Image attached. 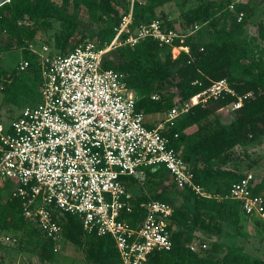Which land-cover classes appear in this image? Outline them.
Listing matches in <instances>:
<instances>
[{"label":"trees","instance_id":"obj_1","mask_svg":"<svg viewBox=\"0 0 264 264\" xmlns=\"http://www.w3.org/2000/svg\"><path fill=\"white\" fill-rule=\"evenodd\" d=\"M121 1L125 2L123 14H119L113 6L118 0H62V7L72 4V13L66 12L52 0H9L1 4L0 54L17 47L23 54L22 59L29 61L24 71H18V65L12 71L0 66V91L5 95L4 102L21 110L33 106H22L21 102L40 101V66L37 56L27 50V45L38 42L37 34L52 29L53 22L59 23V30L53 34V43L43 44L53 50L51 52L55 55H66L84 41L92 40L86 38L78 22L77 10L80 7L86 10L92 22L103 25L98 41L100 44H108L116 35L123 18L130 13V30L134 31L139 26L150 24L156 9L165 4L174 2L182 6L191 0ZM198 2L201 4L183 16L185 30L194 25L200 26L197 32L183 42L188 53L181 52L173 58L170 46H160L157 41L145 38L135 46L122 44L116 47L119 58L117 63L108 57L103 62V69H113L123 74L128 89L136 97V110L143 114L144 124L150 129L164 122L166 114L179 102L188 101L209 89L215 82L226 80L234 93L210 99L203 105H195L177 121L167 125L164 134L170 139L171 146L191 164L195 183L211 195L221 198H200L189 190H176L171 184L172 189L192 200L193 208L188 205L176 206L168 200L173 207L168 222L172 247L169 251L151 253L148 264H264V260L258 259L249 263L239 247H230L221 258L218 257L220 241L225 233L223 223L239 226L241 221L251 218L242 212L239 202L226 198L231 185L243 174L222 167L230 161L232 149L247 144L264 132V66L257 60H250L249 47L241 46L236 39L246 32L252 11L242 4H235L233 11L228 10L231 0ZM238 13L243 14L240 22H237ZM228 21L232 27L226 30ZM161 23L167 29L177 30L170 21ZM255 28L256 38L253 41H260L264 46V19ZM79 30L82 33L77 36ZM127 37L128 33L123 32L120 41L124 42ZM164 49H167L166 54L161 53ZM166 84H171L176 92L171 91ZM247 94H251V97L246 98L241 107L235 110V118L225 125L219 124L215 112ZM174 134L178 135L177 138H174ZM157 171L169 176L162 168ZM121 180L133 194L132 204L134 210H138L139 203L146 196L132 178L121 177ZM259 180L254 193L264 195V174ZM5 191H9V197L3 201ZM166 194L162 190L158 196L148 195L165 201ZM132 216L123 215V218L129 220ZM254 219L261 226L262 223ZM59 224L60 241L79 250L84 264H121L109 237L86 232L79 219L70 214H63ZM196 231L203 232L209 236L207 238L215 237L209 248L199 247L198 251L191 248L192 241L196 239ZM0 233L12 234L17 246H23L26 241L32 243L39 250L42 262H53L56 253L54 244L43 236L33 222L22 216V198L12 194L8 182L0 188ZM204 242L201 241L200 246Z\"/></svg>","mask_w":264,"mask_h":264},{"label":"built area","instance_id":"obj_2","mask_svg":"<svg viewBox=\"0 0 264 264\" xmlns=\"http://www.w3.org/2000/svg\"><path fill=\"white\" fill-rule=\"evenodd\" d=\"M8 1L0 0V5ZM235 4L231 2L228 10L233 11ZM236 17L240 22L243 14ZM131 24L130 13L108 44L86 40L66 55L53 54L46 44H28L27 50L37 56L40 66V101L21 109L9 125L0 122V180L22 198V216L54 244V252L59 249L63 214L76 216L86 232L109 237L121 264H148L154 251L171 249L168 222L173 207L143 191L146 199L134 210V196L121 177L140 183L147 171L162 168L176 190H189L200 198H221L195 183L191 164L164 133L168 124L193 106L223 94L234 95L226 80L179 102L164 122L150 129L136 110V97L123 74L103 69L111 50L122 44L135 46L145 38L170 46L173 58L188 53L183 42L200 26L180 31L154 21L131 31ZM123 32L128 37L121 42ZM28 65L22 59L17 69L24 71ZM250 97H238L230 106L238 109ZM259 182L254 174L245 173L231 185L226 198L239 202L245 215L264 225V195L254 193ZM131 214L129 220L123 218ZM5 240L16 242L10 236Z\"/></svg>","mask_w":264,"mask_h":264},{"label":"rangeland","instance_id":"obj_3","mask_svg":"<svg viewBox=\"0 0 264 264\" xmlns=\"http://www.w3.org/2000/svg\"><path fill=\"white\" fill-rule=\"evenodd\" d=\"M58 6L62 7V0H52ZM71 2V0H69ZM142 2V0H140ZM236 4L247 6L252 11V16L249 17L247 23L252 27L236 39L241 43V46H248V58L250 60H257L264 66V46L263 43L257 40L254 42V32H256V25L261 19H264V0H231ZM125 2L118 0L114 8L118 10L119 14H123ZM201 4L198 0H191L186 5L177 6L176 3L165 4L164 6L156 9L153 20L160 22L170 21L174 24L177 30L186 31L184 27L183 16L188 10ZM66 12L72 13L73 7L70 3L68 7H62ZM78 22L84 30L86 38L98 41L103 25L92 22L88 13L83 7L77 10ZM53 21V20H52ZM166 24V23H165ZM230 21L227 22L226 30L231 28ZM59 30V23L53 22V27L50 30L40 32L36 36V40L40 43H53V34ZM80 36L82 31H77ZM206 37V36H205ZM256 38V36H255ZM247 48V47H246ZM53 52V50H51ZM167 49L161 50V53L166 54ZM22 53L19 48L13 47L10 52L0 54V66L8 71H12L22 60ZM106 57L111 58L115 63L119 61L116 49L111 50ZM171 91L176 92L171 84H166ZM4 93L0 91V122L5 125L12 120L21 110L19 107L4 102ZM32 99V98H30ZM40 100V99H39ZM38 102V101H37ZM37 102H21L24 105H35ZM235 110L232 106H227L219 109L215 114L219 118V124L225 125L235 118ZM211 121L214 122L213 117ZM204 122H202V127ZM214 126V125H212ZM196 128L194 129V131ZM202 134V132L200 133ZM230 161L223 166V169L235 171L237 174H244L250 172L260 179L264 174V132L259 134L256 138H252L247 144L240 145L232 149ZM168 176L162 175L159 171L154 170L146 173V177L140 183H137L141 191H145L150 196H158L164 190L166 194L165 199L169 200L176 206L188 205L193 208L192 200L187 198L181 193L172 189ZM3 186V181L0 180V188ZM10 186V185H9ZM12 187V186H10ZM10 190V189H9ZM9 197V191L3 192L2 200L5 201ZM254 218L243 220L239 226L235 224L224 225V235L220 241L218 257L221 258L225 251L230 247L242 248V253L247 257L249 263L254 259L264 260V225L259 226ZM7 236L12 237V234L0 233V264H84L81 252L75 249L72 245L60 241L59 249L55 253V258L52 263L42 262L39 258V250L32 244L24 242V245L17 246V243H10L5 240ZM195 240L192 241L191 246L196 250L202 244L201 241L205 240L206 247L209 248L210 242L215 240L214 236L207 238L203 232L196 231ZM34 240V239H33ZM10 243V245H9Z\"/></svg>","mask_w":264,"mask_h":264},{"label":"crops","instance_id":"obj_4","mask_svg":"<svg viewBox=\"0 0 264 264\" xmlns=\"http://www.w3.org/2000/svg\"><path fill=\"white\" fill-rule=\"evenodd\" d=\"M250 27H252V26H251L250 24H248V25L246 26V28H245V31H246V30H249ZM252 28H253V27H252ZM254 35L256 36L255 32H254ZM255 36H254V39H255ZM256 43H257V45H258V41H257ZM168 178H169V180H170V177H169V176H168ZM169 182H170V184H172V183H171V180H170ZM3 184H4V183H3ZM165 196H166V195H165ZM165 201L168 202L167 199H165Z\"/></svg>","mask_w":264,"mask_h":264}]
</instances>
